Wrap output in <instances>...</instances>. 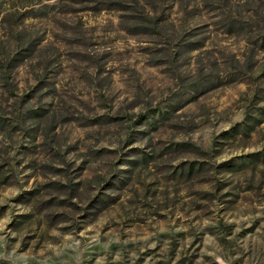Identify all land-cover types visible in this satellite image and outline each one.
<instances>
[{"label": "rangeland", "instance_id": "obj_1", "mask_svg": "<svg viewBox=\"0 0 264 264\" xmlns=\"http://www.w3.org/2000/svg\"><path fill=\"white\" fill-rule=\"evenodd\" d=\"M0 264H264V0H0Z\"/></svg>", "mask_w": 264, "mask_h": 264}]
</instances>
